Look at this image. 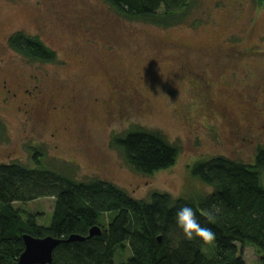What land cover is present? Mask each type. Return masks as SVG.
<instances>
[{"label": "rangeland", "instance_id": "rangeland-1", "mask_svg": "<svg viewBox=\"0 0 264 264\" xmlns=\"http://www.w3.org/2000/svg\"><path fill=\"white\" fill-rule=\"evenodd\" d=\"M191 11L164 29L124 22L100 0H0V70L17 95L0 97V164L35 167V156L75 180L114 183L134 199L156 191L203 195L208 186L190 175L201 160L254 164L264 147V0H195ZM18 32L53 49L56 61L12 51L8 38ZM119 93L126 104L107 121L123 102ZM88 117L97 122L86 124ZM136 127L179 145L172 168L144 177L128 167L110 141ZM54 204L47 197L15 206L48 227ZM242 254L246 264H262L253 248ZM131 256L126 244L115 263Z\"/></svg>", "mask_w": 264, "mask_h": 264}, {"label": "trees", "instance_id": "trees-1", "mask_svg": "<svg viewBox=\"0 0 264 264\" xmlns=\"http://www.w3.org/2000/svg\"><path fill=\"white\" fill-rule=\"evenodd\" d=\"M124 22L151 24L164 29L179 26L191 14L195 0H100ZM12 51L28 60L52 64L55 51L41 40L22 33L8 38ZM3 128L0 124V133ZM110 145L124 157L128 167L142 176L172 168L180 147L159 131L133 128L113 136ZM254 164L220 155L201 160L190 175L215 188L207 199L202 194L174 198L152 192L134 199L114 183L99 179L75 180L59 170L40 164L30 167L19 161L0 164V264H17L25 251L24 236L36 239L88 237L97 226L101 236L82 242L61 243L52 264H116L115 251L127 244L132 256L121 264H246L243 251L251 247L264 264V147ZM54 200L48 227L39 224V214L15 206L37 199ZM189 203L201 224L216 233L213 254L207 245L185 240L174 224V208ZM219 209L209 222L205 209Z\"/></svg>", "mask_w": 264, "mask_h": 264}, {"label": "clouds", "instance_id": "clouds-1", "mask_svg": "<svg viewBox=\"0 0 264 264\" xmlns=\"http://www.w3.org/2000/svg\"><path fill=\"white\" fill-rule=\"evenodd\" d=\"M215 192V188L212 186L207 187L204 190L203 199H207ZM174 208V224L179 229L183 238L189 242L199 241L204 245H209L216 239V233L210 228L201 224L198 219L197 210L189 203H183L179 206H173ZM219 209L213 206L210 209L204 210L208 221L214 222Z\"/></svg>", "mask_w": 264, "mask_h": 264}, {"label": "water", "instance_id": "water-1", "mask_svg": "<svg viewBox=\"0 0 264 264\" xmlns=\"http://www.w3.org/2000/svg\"><path fill=\"white\" fill-rule=\"evenodd\" d=\"M89 234L88 237L73 235L68 240H59L50 236L43 239H36L28 235L24 236L25 251L18 258L17 264H52L53 253L61 243L82 242L87 238L102 235L100 228L97 226L93 227Z\"/></svg>", "mask_w": 264, "mask_h": 264}, {"label": "flooded vegetation", "instance_id": "flooded-vegetation-1", "mask_svg": "<svg viewBox=\"0 0 264 264\" xmlns=\"http://www.w3.org/2000/svg\"><path fill=\"white\" fill-rule=\"evenodd\" d=\"M237 3H240V2H237ZM185 49H189V50H191V52H193V49H191L189 46H185ZM6 73L8 75H4L1 72V70H0V97H1V95H4L5 98L2 100L3 102H8L10 100V98L15 99L17 97L16 93H14L12 91V89L9 88V85L7 84V80L5 79V77L9 76L10 73L9 72H6ZM119 95H120V97H121L123 102L121 103L120 107H116V108L112 109L111 112H109V114H110V118L109 119H108V113H107V118H106L107 121L111 120V118L114 117V115L116 113L120 114L122 106L124 104H126V101H124L125 98H123L124 96L122 97L120 93H119ZM48 112H49V109H48L47 106H45L42 110L39 111L40 118H43V116L46 115ZM89 122L94 123V122H97V121H95L94 118H89L88 117V118L85 119V123L88 124ZM98 122H100V119L98 120ZM52 137L55 138L54 135H52Z\"/></svg>", "mask_w": 264, "mask_h": 264}]
</instances>
